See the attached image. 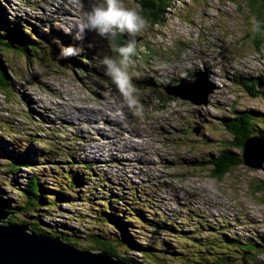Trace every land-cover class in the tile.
Returning <instances> with one entry per match:
<instances>
[{"label": "rangeland", "instance_id": "obj_1", "mask_svg": "<svg viewBox=\"0 0 264 264\" xmlns=\"http://www.w3.org/2000/svg\"><path fill=\"white\" fill-rule=\"evenodd\" d=\"M81 3L87 10L90 0H81ZM124 4L136 6L134 0H124ZM0 8V25L15 28L10 24L14 21L24 30L26 26L21 21L32 23L35 31L23 32L37 43L40 36H45L54 44L53 34H63L56 37L71 41L70 47L77 49L75 56L84 55L80 61L86 67L84 72L57 64L54 52H48L46 46H50L44 42L39 44L44 52L35 60L31 56L0 52L8 82L12 84L11 90H0V196L3 200L14 202V193L8 190L7 183L16 188L28 175L44 174L40 165L32 170L21 169L15 175L3 165L12 157H24L30 147L46 149V143H51L54 150L47 159L57 166L63 163L85 179L87 187L94 188L95 192L88 198L97 203L95 210L107 198L93 185L98 178L110 181L112 185L107 188L117 195L123 194L124 202L129 200V206L145 219L156 221L161 216L183 231L197 232L194 236L200 245L173 242L167 249L169 252L161 250L164 259L156 258V261L178 264L183 259L184 264H222L220 258L228 256V264H264V256H250L241 250H227L224 254L232 246L221 243V238L219 243H212V251L208 244L198 256H192L197 247L210 242V234L224 230L219 235L241 236L245 240L251 236L252 244L264 242V162L259 167L240 166L221 180L213 179L208 167L197 166L224 149L227 142H234L220 124L222 118L230 116L229 110H251L247 112L264 115V98H253L241 85L244 81L257 82L260 77L263 83L258 89L264 88V31L251 32L250 23L254 16L264 25V0H171L162 21L141 33L137 55L128 67L132 83L138 89L135 105L128 103L99 64L104 54H114L108 42L91 32L78 38L75 21L80 9L75 0H0ZM199 58L209 65L208 73L193 66L192 61L200 64ZM162 63L171 67L163 68ZM181 79L189 85V90L184 87L182 91L193 98L197 97L191 92L199 95L196 81L213 88L207 102L172 96L171 101L161 104L160 100L166 102L167 86H174ZM93 90L100 91L102 97ZM86 96L91 100L90 106L82 107ZM114 102L122 104V110L129 111L137 123L150 120L157 126L152 132L144 130L139 138L131 136L125 126L113 127L100 116L85 119L91 116L89 113H95L90 111L92 107ZM116 114H121V110ZM18 141L25 145L21 151L16 146ZM139 150L144 152L139 155ZM230 151L238 155L242 152L236 146ZM63 158H68L67 164ZM249 158L255 164L264 161L254 153ZM87 164L90 169L86 168ZM49 167L53 174H59L51 164L45 169ZM45 179L48 183L51 180ZM60 191L63 196H75L70 191ZM132 193L140 201H134ZM141 201H147L149 208H143ZM45 205L48 203L41 207ZM106 205L118 210L123 221L133 223L132 216L127 218L128 208L121 203L107 200ZM59 209L42 210L34 217L29 215L27 220L37 229L60 230L73 240V244L65 243L87 250L85 219L90 214L84 208L66 203H61ZM79 215L82 221L74 217ZM202 231V237L208 240L201 241L204 240L200 239ZM185 233L190 236L191 232ZM162 239L165 236H160L159 241ZM128 256L139 261V257Z\"/></svg>", "mask_w": 264, "mask_h": 264}, {"label": "trees", "instance_id": "obj_2", "mask_svg": "<svg viewBox=\"0 0 264 264\" xmlns=\"http://www.w3.org/2000/svg\"><path fill=\"white\" fill-rule=\"evenodd\" d=\"M134 2L136 5H140L141 15L149 19L150 25H155L161 22L162 17L166 14V9L171 6V0H134ZM21 23H24L26 26L24 30L31 29L32 31H35L34 25H32V23H28L27 21H21ZM10 24L15 28L7 26L6 29L5 24L0 25V31H3L0 33V52H12L26 58L31 56L32 60H35L39 59V54L44 52V50L41 49V45H39L44 42L50 46H46V48L49 50L48 52H54V58L57 64L67 66L70 69H77L78 71H86V67L82 63L83 60L81 59L82 61H80V58H83L84 55H72L67 59L60 58L59 53L61 47H70L71 45V41L59 40L56 37V35L61 34L60 32H55L53 34L54 36L52 39L55 41L54 44H50L49 42L51 38H47L45 36H40V42L37 43L31 38V35L27 36L24 34L22 25H18L14 21H10ZM140 36L141 34H139L136 39L140 40ZM124 39V37H120L118 39V43H122ZM60 43L64 45H60ZM56 45L61 47L58 49L55 47ZM262 83L263 82L259 77L257 82L244 81L241 82V85L244 88V91L253 98H264V88L261 90L258 89L261 87ZM6 88L11 90L12 84L8 82V78L5 73V67L0 60V90ZM171 97L172 96L167 95L165 98L166 102L160 100V103L165 105L167 102L172 100ZM247 111L251 110H245L241 112H235L232 109L229 110L230 116L227 118H222L220 124L233 138L234 142H232V140L227 142L224 146V149H222L216 155L208 156L197 164V166L200 168L208 167L211 177L215 180H221L233 169H236L240 166H246L242 156L244 154L245 145L250 141L258 140L264 147V115L259 112L255 113ZM18 143L19 144L16 145L17 148L20 149V151L23 150L25 145L21 144L20 141H18ZM50 144L51 143H46V149L30 147L26 150V155L24 157L19 159L12 157L5 165H3L6 171L12 175H15L21 169L32 170L36 165H40L44 172V174L40 175L37 173L28 175L27 180H25L23 184L16 188H12L11 183L6 184L8 190L12 191L15 196L12 198L14 202L12 200H3V198L0 196V204L5 208L6 212L9 213L8 222L12 224H27L29 226L30 233L48 234L51 238L61 239L65 242L73 244V240L68 239L65 235L61 234L59 232L60 230H50L49 232L44 228V230L34 228V223L29 222L27 218L29 215L34 217L35 213H39L42 210L51 209L60 211L59 207H61V203H66L70 207L78 206L79 208H84L85 212L90 214V216L86 217L85 219V222L87 223V232L85 234L87 238L86 241L88 242L85 243L88 245V248H85L87 249L86 251H90L93 254L105 253L114 261H119L125 264H142V262H147L148 264H163L161 261H156V258H159L160 260L164 259L161 257V250L163 249L169 252L167 249H169L171 244L176 241L179 243L187 242L200 245V243L197 241L199 239L194 236V234L197 232L193 229L183 231L182 229H179L180 227H177L176 223H172L170 220L166 218L164 219L161 216H159V219L156 221L145 219L143 216H141L140 212L129 206V200L126 203L124 202L125 196L123 194L117 195V193H112L107 188L108 186L112 185L110 181L101 180L98 178L95 180V183L93 184L94 187H98L100 193L107 195L105 200L100 201L102 205L100 209L95 210L97 203L94 202V199L88 198V196L95 192V190H93L94 188L87 187L85 185V179H81L77 173L71 172L69 170L70 168H68L63 163L57 166L52 162L51 159H47V157L52 154L54 150V147ZM233 146H236L242 150L240 155L230 151ZM30 153L33 155L29 156L28 154ZM255 153L261 154V151L257 150L255 147ZM67 159L68 158H63L62 160L66 162ZM48 164H51L59 174H53L50 167L49 169H45ZM86 166V168L90 169L89 164ZM64 169L68 170L64 171ZM62 173L66 174L68 179ZM47 177L51 178L49 183L45 182V178ZM79 187L82 189H77ZM60 189L70 191L71 193L75 194V196L72 194L63 196ZM132 194L134 195V201H140L137 195L134 193ZM94 198L97 199L98 197ZM67 199L72 200L68 201ZM107 200H110V203L114 204L121 203L123 207L128 208L127 218L132 216L131 219L133 220V223L123 221L121 219L122 215H120L118 210L111 209L106 205ZM141 202H143V208H149V203H147V201ZM46 203H48V205H45V208L41 207ZM66 215H69V213ZM74 217L77 220L81 218L80 215ZM210 226L211 225L209 224L207 227L210 228ZM53 227H56V225ZM185 232H191L190 236L186 235ZM203 232L204 231L200 233V239H204L201 241L208 240L207 237H202L204 234ZM224 232L225 230L219 234H224ZM219 234H216L218 235L217 237H214L216 236L214 233L210 234L212 237L210 242L204 243L201 247H197L198 251L192 256H198L200 250H202L201 248H204L205 245L209 244L208 246L211 247L213 242L219 243L218 239L220 238V240L223 241L221 243H228L232 246L226 248V250H224V254H227V250H241L250 256H264L262 253L264 251L261 250L264 248L263 241H257L255 244H252L250 240H252L253 237L251 236L249 237L250 240H245L240 238L241 236L230 237ZM160 236H165V239L159 241ZM222 238H225V240ZM140 239H143L145 242L141 243ZM212 250L213 249L211 247V251ZM128 255L139 257V261L136 259H129ZM181 257L184 258L185 255H181ZM228 258V256L220 258V260H222V264H228ZM184 263L185 260L183 259L182 261L178 262V264Z\"/></svg>", "mask_w": 264, "mask_h": 264}, {"label": "clouds", "instance_id": "obj_3", "mask_svg": "<svg viewBox=\"0 0 264 264\" xmlns=\"http://www.w3.org/2000/svg\"><path fill=\"white\" fill-rule=\"evenodd\" d=\"M75 3L80 9L75 21L78 38H82L86 32H91L108 42L114 54H104L99 59V64L103 68L104 75L111 80L128 103L135 105L138 102V89L132 83L128 67L132 63V58L137 55L136 38L148 29L149 19L141 15L139 4L135 8L128 7L124 4V0H90L87 10L84 9L81 0H75ZM250 23L251 32L264 31V25L256 17L253 16ZM120 37L125 38L122 43H118ZM75 54L77 49L61 47L59 56L67 59ZM161 67L171 66L162 63ZM184 77L188 78L187 73Z\"/></svg>", "mask_w": 264, "mask_h": 264}, {"label": "water", "instance_id": "obj_4", "mask_svg": "<svg viewBox=\"0 0 264 264\" xmlns=\"http://www.w3.org/2000/svg\"><path fill=\"white\" fill-rule=\"evenodd\" d=\"M184 82L181 79L177 86L167 87L165 93L182 99L189 97L197 103L207 102L213 88H207L199 93L198 98H193L190 93L187 95L182 91ZM202 86L196 81V90L202 89ZM255 147L261 154L255 153ZM262 150L264 147L258 140L246 144L242 156L244 164L248 167H259L264 161L255 164L249 156L254 153L263 159ZM8 219L9 213L0 204V264H125L114 261L105 253L93 254L78 249L60 239L51 238L48 234L30 233L27 224H12Z\"/></svg>", "mask_w": 264, "mask_h": 264}, {"label": "bare ground", "instance_id": "obj_5", "mask_svg": "<svg viewBox=\"0 0 264 264\" xmlns=\"http://www.w3.org/2000/svg\"><path fill=\"white\" fill-rule=\"evenodd\" d=\"M199 59L201 60L200 64L198 62L192 61L193 66L194 67H200L202 70H204L206 73H208L209 65H207L206 62L204 60H202V58H199ZM181 67H183V66H181ZM160 72L162 74H166V71H160ZM262 78L264 79V77H262ZM206 85H208V84L206 83ZM184 87H187V89L189 90L188 83L183 84L182 88L185 89ZM98 89H99V87H98ZM206 89H207V87L203 84L202 89H200V90L197 89L196 91L200 93ZM93 93H95L97 96L99 95V97H102V93L98 90H93ZM191 93L193 96L198 98L199 95H196L193 92H191ZM103 99L106 100V98H103ZM83 101H84V105L82 107H89L90 106L91 100L88 96L84 97ZM62 102H63V100H62ZM92 108H94V109H90V111H95V113H89V115H91V116L88 118H85V119H90L91 117L100 116L102 118H105V121H107L109 123V125H111L113 127L125 126L129 130V134L131 136L135 135V136L141 138L142 134L144 133V130L152 132L155 129V127L157 126L154 121H150V120L146 121V122H142V123H137L130 116L129 111L122 110L123 105L118 103V102H114L112 104H106V105H103L102 107H92ZM119 110H121V114H116V112ZM45 113H47V111H45ZM138 146L139 145L136 144V147H138ZM137 152H138L137 154L141 155L142 152H144V151L139 150ZM117 155L120 156L119 154H117ZM262 156L264 157V150H262Z\"/></svg>", "mask_w": 264, "mask_h": 264}]
</instances>
